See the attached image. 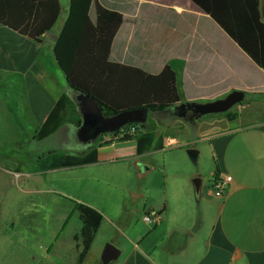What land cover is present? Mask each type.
Listing matches in <instances>:
<instances>
[{
	"label": "crops",
	"instance_id": "0c3cea01",
	"mask_svg": "<svg viewBox=\"0 0 264 264\" xmlns=\"http://www.w3.org/2000/svg\"><path fill=\"white\" fill-rule=\"evenodd\" d=\"M131 1L137 2V8L132 14H124L112 44L114 56L147 72L171 66L180 102L214 101L232 91H241L244 98L250 96L254 100L239 105L241 113L235 112L237 118L234 121L216 115L196 126L197 140L206 146V153L213 162L210 186L215 178H231L224 195L214 198L199 193L195 197L188 179L182 180L178 189L173 187L175 182H170L166 189L167 182L161 172L153 183L155 191L151 193L140 186L145 183V175H136L138 192L134 193V201L140 203L143 200L139 211L144 216L148 210H154L162 222L156 226L145 223L132 226L129 212L123 208L114 227L124 242L114 244L116 235L109 242L120 251L118 259L110 264H264V121L259 120L264 114V70L256 67L190 0ZM262 1L260 17L264 23ZM59 2L62 9L61 0ZM68 2L66 0L64 4L67 10ZM90 12V18L94 20L95 15ZM66 15L67 11L61 24ZM54 28L42 37L41 43H36L0 25V81L4 82V86H0V186L4 187L8 178H11L9 183L12 179L24 180L27 183L19 191L20 200L30 205L27 209H17L15 216L11 207L5 209V218L0 219V263L30 264L38 260L41 264H55L56 258L58 264L76 263L79 251L74 240L60 241V236L49 234L46 240L50 245L44 255L34 253V248H30L33 243L30 242L29 247L25 237L35 228L39 230L35 216L46 211L45 200L57 204L56 209L49 211L53 216L56 213L58 227L62 220L66 224L62 218L66 215L59 208L62 202L70 203L76 212L79 206H87L61 195L46 194L42 189L30 186L29 178L43 183L45 174L95 165L100 156L111 157L112 152H107L109 148L132 153L126 160L155 152L137 155L134 141L112 142L96 148L97 160L93 164L45 172L36 170L37 162L55 150L39 154L37 144L40 142L33 140L35 132L61 94L69 93L70 100L76 96L68 89L52 55V46L60 30ZM242 119L246 121L241 123ZM189 130L191 127L187 125L178 131L187 140L186 147L194 143ZM96 142L92 146H96ZM163 142L162 150H182L175 135L164 136ZM87 147L89 145L78 149L80 155ZM197 150V159H200L203 148ZM30 160L34 164L31 166L33 174L23 170ZM186 162L182 157V165L187 166ZM130 164L138 172L141 168L142 172L147 171L137 163ZM187 169L189 177H199ZM200 182L202 187L203 180ZM1 192L0 199L2 196L5 199L7 194ZM87 208L84 217L87 212H93ZM79 228L77 225L76 229ZM93 237L83 264L87 261L101 264L92 256L96 234ZM63 257L69 260L65 261Z\"/></svg>",
	"mask_w": 264,
	"mask_h": 264
},
{
	"label": "trees",
	"instance_id": "16d2710c",
	"mask_svg": "<svg viewBox=\"0 0 264 264\" xmlns=\"http://www.w3.org/2000/svg\"><path fill=\"white\" fill-rule=\"evenodd\" d=\"M190 1L256 67L264 70V23L260 17V0ZM91 8H94V20L89 15ZM136 8L137 2L131 0H69L66 18L52 46V55L68 89L76 95L82 93L93 97L104 116L147 109L149 114L169 117L168 110L180 102L174 69L166 65L160 71L147 72L122 61L112 51L124 14H132ZM60 12L59 0H0V25L41 43L42 37L57 23ZM221 115L230 122L237 118L231 111ZM81 124L77 105L66 94H61L33 140L42 142L64 126L76 132ZM122 130L109 134L108 142L99 137L97 145L87 147L81 155L51 151L37 162L36 170L45 172L93 164L97 160L96 148L112 142L134 141L137 155L163 149L164 135H157L155 126L148 119L144 124L128 125ZM85 210L88 208L79 206L77 211L80 229L87 237L75 264L84 263L102 220L98 214V224L89 225L83 216Z\"/></svg>",
	"mask_w": 264,
	"mask_h": 264
},
{
	"label": "rangeland",
	"instance_id": "374dc122",
	"mask_svg": "<svg viewBox=\"0 0 264 264\" xmlns=\"http://www.w3.org/2000/svg\"><path fill=\"white\" fill-rule=\"evenodd\" d=\"M61 3L63 6L61 9V15L54 28L55 31L61 28L63 24H61V19L64 17V13L67 11L66 7L64 6L66 0H61ZM90 13L92 16L94 15L93 8L91 9ZM1 85L4 86L3 81H0V86ZM67 96L70 98L69 93L67 94ZM72 100L76 104L75 96L72 98ZM252 100L254 99H252L250 96H247L244 98L243 103L247 104ZM256 107L257 106H255V108ZM230 111L241 113V108L239 105H236ZM257 115H260V111L257 112ZM255 116L256 115H254L253 117ZM210 117L212 116H205L201 118L200 120H198L196 125L193 126L191 130H189L190 135L193 136L194 143L186 147L184 143L187 140L178 131L181 128H187V125H185L180 120H174V118H172L170 115L169 117H160L157 116V114H148L147 119L153 123L156 128L157 134L161 133L165 137L169 135H175L178 145L182 146L181 152H178L177 150L166 149L162 151L151 152L144 157L136 158L134 160H126L128 159L127 157L129 156V154L132 153L119 150L115 152L116 150L114 148H109L107 152H112L111 157L105 158L100 156V160L97 161V164L95 163V165L67 170H57L51 172V174H45L43 183L40 181L39 183H36V180L32 181L29 178L27 180L29 182L28 184L30 186L38 187L39 190L42 189L46 194L61 195L66 197L67 199H71L75 202L86 205L93 210L92 213L87 212L86 214V219L91 226L97 225V215L99 214L101 216L102 220L99 221V228L96 233V238L94 240L92 248V256L93 258H95V262H97V260H100V255L105 245H110L111 243L109 242H112V239L115 237V235L117 239L114 244H116V242H124V238L120 237L116 233V229L114 227L116 225V221H118V219L122 215L123 208H125L126 211L129 212L130 222L132 226H135V223H138L139 225L144 223L142 219L143 214L141 213V211H139V209L142 208L143 200H141L140 203H137L134 201L135 198L133 197L134 193L138 192L136 175H145V183L140 186L149 189L151 193L155 191L153 183L156 182L159 172L163 173L165 176L167 182L166 189L169 188L170 182H175L173 184V187L174 189H178L181 181L184 179H188L193 191L192 180L195 179V177L188 176V167L195 173L199 174V177L196 178L203 180L200 195H203L205 193L210 195V190H212L210 182L212 177L211 171L213 170V162L209 154L206 153V146L197 140L196 135V126L198 125V123L205 119H209ZM217 117L223 118L222 115ZM259 120L264 121V114L260 117ZM244 121L246 120H240L241 123H243ZM64 127L65 128H61L62 130L59 129L48 139L37 144L39 154H47L48 151L55 150L59 152L80 155L78 149L83 147V145L78 142L76 133L71 127ZM100 138H102V140L104 141H107L109 139V136H100ZM95 142L96 140L91 142L89 146H92V144ZM198 148H203V152L200 155V159H197L195 163H192L188 158L186 151L189 149H193L198 152ZM182 157L186 159V163H188L187 166L182 165ZM131 162H133L134 165L137 163L138 166L146 167L147 171H145L144 173L142 172L143 168H141L138 172L135 167L133 169L132 164H130ZM31 163L32 161L30 160L26 165V168H24L23 170L28 171L30 174H33L34 169L31 168V166L34 164ZM10 179L11 178H8L6 180L7 182L5 181L6 185L4 187L0 186V191H2L1 193L3 195L7 194L5 199L2 198L3 196L0 199V219L5 218L6 208L8 209L9 207H11L10 209H13L14 213H12V215L14 216L17 214V209L30 208V205L27 206L26 202L22 203V200H20L22 199V196L21 194H19V191H22L23 188L26 187L27 182H25L24 180L12 179V181L9 183L8 181ZM146 192L148 193V191ZM160 192L162 193L163 191L160 190ZM44 204L46 211L44 213L38 214L37 217L35 216V220L38 223L39 230L35 228L33 232H28L29 235L25 237V240L28 241L29 247L31 246L30 242H32L35 247L31 246L30 248H34V253H43L44 255H46L48 251V245H50L46 239L47 236L51 234L53 236H60V241L65 240L70 242L74 240V242L78 244L77 248L80 253V251L84 247V241L87 235L84 234L80 228L76 229V226L80 225V221L78 219L77 212L73 209V206L70 203L65 204L64 202L59 205L61 211L66 215L62 216V218L66 220V224L62 220V225H60L61 227H58L56 213L53 216L49 211V209L57 208L56 202L53 200H45ZM136 207L138 208L136 209ZM41 220H43V223L41 222ZM37 223L35 224L37 225ZM113 223L115 224L112 225ZM26 224L27 223H25L24 225ZM59 228H61L60 231ZM93 238L91 240V244L93 242ZM57 259L58 258L54 259L55 264H58L56 261ZM63 259L65 261L69 260L68 257H63ZM37 261L30 264H41L40 261ZM66 264H68V262H66ZM87 264H99V262L92 263V261H87Z\"/></svg>",
	"mask_w": 264,
	"mask_h": 264
},
{
	"label": "water",
	"instance_id": "95a60500",
	"mask_svg": "<svg viewBox=\"0 0 264 264\" xmlns=\"http://www.w3.org/2000/svg\"><path fill=\"white\" fill-rule=\"evenodd\" d=\"M262 16L264 18V0L262 1ZM76 105L81 116L82 124L76 131V137L83 146L89 145L102 135H109L120 131L128 125L144 124L148 117L147 109L123 111L116 115L104 116L96 100L88 94H77ZM244 93L232 91L224 98L208 102L183 101L168 110L169 115L182 121L189 127L196 125L198 120L205 116L221 115L229 112L234 106L242 104ZM192 163L197 160L198 152L189 149L186 151ZM194 196L200 193V179L192 180ZM120 251L113 245H105L100 255L101 264H110L118 259Z\"/></svg>",
	"mask_w": 264,
	"mask_h": 264
},
{
	"label": "built area",
	"instance_id": "2783aa9c",
	"mask_svg": "<svg viewBox=\"0 0 264 264\" xmlns=\"http://www.w3.org/2000/svg\"><path fill=\"white\" fill-rule=\"evenodd\" d=\"M123 132V130H120ZM231 182V178L229 176L216 179L211 185V193L210 196L214 198H220L224 195L228 184ZM143 221L145 224L156 226L162 222L161 216L154 210H148L144 216Z\"/></svg>",
	"mask_w": 264,
	"mask_h": 264
},
{
	"label": "flooded vegetation",
	"instance_id": "af4514ba",
	"mask_svg": "<svg viewBox=\"0 0 264 264\" xmlns=\"http://www.w3.org/2000/svg\"><path fill=\"white\" fill-rule=\"evenodd\" d=\"M169 114V113H168Z\"/></svg>",
	"mask_w": 264,
	"mask_h": 264
}]
</instances>
